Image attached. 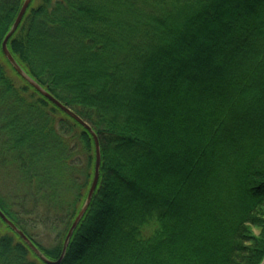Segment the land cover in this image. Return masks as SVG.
<instances>
[{
  "label": "trees",
  "instance_id": "obj_1",
  "mask_svg": "<svg viewBox=\"0 0 264 264\" xmlns=\"http://www.w3.org/2000/svg\"><path fill=\"white\" fill-rule=\"evenodd\" d=\"M23 1L0 0V155L28 189L0 209L58 260L95 143L5 57ZM8 46L100 141L59 264L262 262L264 0H32ZM0 264L47 263L0 218Z\"/></svg>",
  "mask_w": 264,
  "mask_h": 264
},
{
  "label": "water",
  "instance_id": "obj_2",
  "mask_svg": "<svg viewBox=\"0 0 264 264\" xmlns=\"http://www.w3.org/2000/svg\"><path fill=\"white\" fill-rule=\"evenodd\" d=\"M32 0H24L21 8L18 12V15L9 29L8 33L6 34L3 42H2V50L11 64V66L14 68V70L24 79L26 80L31 86H33L41 95L46 97L49 101H51L54 105H56L59 109L64 111L66 114L71 116L73 119H75L78 123H80L82 126H84L90 133L92 134L94 138L95 143V166H94V176L90 185V188L88 190L85 202L80 209L79 213L77 214L75 220L73 221L68 234L66 236L63 250L61 257L58 260H51L47 258L44 253L35 245V243L11 220L7 217V215L0 209V218L14 231L16 232L27 244L28 246L47 264H59L62 260V258L65 255L67 246L70 242V239L74 233V230L77 228L78 224L82 220L83 216L85 215L89 205L91 204L93 195L95 193V190L97 188L99 178H100V169H101V163H102V153H101V146L100 141L97 133L93 130V128L83 119L81 118L77 113H75L72 109H70L67 105L62 103L59 99H57L54 95H52L46 88H44L38 81H36L17 61V59L13 56L11 53L8 41L11 38V36L15 33L18 26L20 25L27 9L29 8ZM260 264H264V258Z\"/></svg>",
  "mask_w": 264,
  "mask_h": 264
},
{
  "label": "rangeland",
  "instance_id": "obj_3",
  "mask_svg": "<svg viewBox=\"0 0 264 264\" xmlns=\"http://www.w3.org/2000/svg\"><path fill=\"white\" fill-rule=\"evenodd\" d=\"M15 161L16 157L12 152L0 155V192L3 195L22 194L28 189L24 175L16 169ZM1 229L4 230V226Z\"/></svg>",
  "mask_w": 264,
  "mask_h": 264
}]
</instances>
